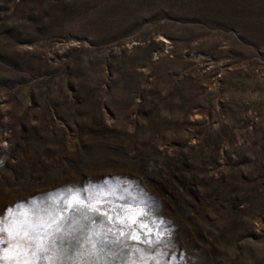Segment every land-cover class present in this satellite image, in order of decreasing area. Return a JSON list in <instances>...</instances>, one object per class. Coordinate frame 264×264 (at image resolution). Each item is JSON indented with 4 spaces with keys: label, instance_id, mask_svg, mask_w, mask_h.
<instances>
[{
    "label": "rangeland",
    "instance_id": "obj_1",
    "mask_svg": "<svg viewBox=\"0 0 264 264\" xmlns=\"http://www.w3.org/2000/svg\"><path fill=\"white\" fill-rule=\"evenodd\" d=\"M68 190L160 225L115 264H264V0H0V217Z\"/></svg>",
    "mask_w": 264,
    "mask_h": 264
},
{
    "label": "snow or ice",
    "instance_id": "obj_2",
    "mask_svg": "<svg viewBox=\"0 0 264 264\" xmlns=\"http://www.w3.org/2000/svg\"><path fill=\"white\" fill-rule=\"evenodd\" d=\"M48 199L56 201L54 207L27 213H22L21 205L5 210L0 217V264H115L104 258L112 246L127 248V240L149 248L165 243L160 225L140 203L121 204L114 216L111 208L98 206L102 199L81 197L71 190ZM64 244L73 246L71 258L60 247Z\"/></svg>",
    "mask_w": 264,
    "mask_h": 264
}]
</instances>
